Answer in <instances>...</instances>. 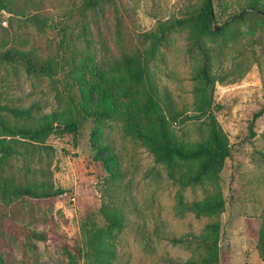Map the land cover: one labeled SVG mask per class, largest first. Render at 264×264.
Instances as JSON below:
<instances>
[{
    "label": "rangeland",
    "instance_id": "rangeland-1",
    "mask_svg": "<svg viewBox=\"0 0 264 264\" xmlns=\"http://www.w3.org/2000/svg\"><path fill=\"white\" fill-rule=\"evenodd\" d=\"M84 1L14 0L11 11L0 10V51L28 50L57 63L47 76L0 59V104L30 110L17 119L2 111L3 118L31 125L53 112L84 117L76 135L59 132L57 122L43 142L0 130L16 149L0 159V181L64 190L50 199L5 200L0 247L7 264H182L203 254L192 238L209 234L213 223L220 226L218 264H264V15L223 24L243 0H212L214 32H221L203 37L207 57L191 47L188 29L173 27L149 62L150 85H139L127 80L123 55L145 48L144 32L203 0H98L90 7ZM35 14L49 19L43 28L30 19ZM204 62L215 79V115L231 156L217 175L180 183L145 142L150 107L162 110L177 143L205 139L206 117L193 104ZM106 99L113 116L86 115ZM176 164L179 176L197 167V161ZM216 196L224 201L217 211L183 207ZM103 211L122 226L106 224ZM41 231L57 241L34 235ZM60 241L72 246V257Z\"/></svg>",
    "mask_w": 264,
    "mask_h": 264
},
{
    "label": "trees",
    "instance_id": "trees-1",
    "mask_svg": "<svg viewBox=\"0 0 264 264\" xmlns=\"http://www.w3.org/2000/svg\"><path fill=\"white\" fill-rule=\"evenodd\" d=\"M14 0H0V10H10L8 3ZM98 0H85L84 6L90 7ZM113 1V0H102ZM252 13L264 15V2L261 0H243L238 3L237 11L229 15L225 19L226 22L233 23L245 15ZM38 28H43L48 22V18L32 15L30 18ZM213 22H215V13L213 10L212 0H203L201 4L185 13L183 16L174 19L173 21H161L153 30L146 31L142 34L143 40L147 42L145 48L137 50L136 52L125 53L122 57L124 67L126 69V77L130 83L139 85H150L149 82V62L155 57L158 47L162 44L167 33L173 27H180L188 29L190 39L192 41L191 47L196 48L206 55V45L202 40L203 37L215 35L217 33L213 30ZM224 26V25H223ZM221 28V27H220ZM0 59L3 61L20 60L23 62L25 70L28 73L39 72L41 74L51 76L57 66L54 59H37L30 51L8 49L0 51ZM199 73L198 83L194 89V109L205 115L208 135L205 139L196 142L191 146H184L177 143L172 136L168 127L167 119L162 110L150 107L151 118L149 119V131L145 136V142L149 150L153 153L155 160L163 163L168 169L169 175L174 180L180 183H196L203 177L217 175L224 167L225 160L231 156L230 143L226 132L221 127L215 115V104L213 102V90L215 79L211 76L208 70L207 63L197 70ZM150 103L153 104V97L150 98ZM152 106V105H151ZM154 110V111H153ZM3 112L10 113L14 118H21L30 115L28 108L9 107L0 104V130L4 135L19 136L34 142H43L47 136L56 128V123L62 128L61 131H67L76 135L78 127L81 124L82 116L77 114L69 115L67 118H61L56 112L44 116L40 121L31 125L10 124L3 118ZM153 111V114H152ZM115 109L110 99H106L100 110L87 112L86 115L96 116L98 118L113 116ZM254 116H257L255 114ZM251 127V126H250ZM16 149L12 147L9 142L0 139V159H5ZM197 161V167L191 174L183 176L177 175L176 161ZM64 190L60 187H50L41 185L35 187L31 185L9 184L6 180L0 181V217L5 215L2 204L10 196L24 197L29 199H50L63 193ZM224 201L221 196H216L208 201H192L183 204V207L197 212L217 211L222 208ZM106 224L116 227L122 226V220L110 214L107 211L102 212ZM211 231L207 235L195 236L192 241H195L203 249V254L199 255L197 259H188L182 264H218L222 258V250L219 246V231L218 223L208 225ZM34 235L42 240H56L48 232L41 231L34 233ZM175 242H184V238H170ZM64 250L72 257L73 249L68 242L60 241ZM191 242V241H190ZM104 250H99L103 254ZM87 254V253H86ZM89 256V254H87ZM86 264H109L105 260L99 259L92 261L86 259ZM0 264H7L5 257L1 254L0 247Z\"/></svg>",
    "mask_w": 264,
    "mask_h": 264
},
{
    "label": "water",
    "instance_id": "water-1",
    "mask_svg": "<svg viewBox=\"0 0 264 264\" xmlns=\"http://www.w3.org/2000/svg\"><path fill=\"white\" fill-rule=\"evenodd\" d=\"M219 29V26L218 25H215V22H213V30L216 31Z\"/></svg>",
    "mask_w": 264,
    "mask_h": 264
}]
</instances>
